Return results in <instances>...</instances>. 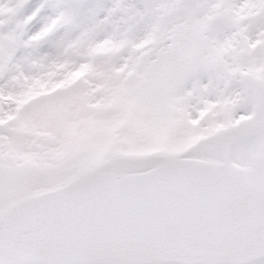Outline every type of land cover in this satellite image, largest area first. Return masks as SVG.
<instances>
[{
	"label": "snow or ice",
	"instance_id": "obj_1",
	"mask_svg": "<svg viewBox=\"0 0 264 264\" xmlns=\"http://www.w3.org/2000/svg\"><path fill=\"white\" fill-rule=\"evenodd\" d=\"M0 264H264V0H0Z\"/></svg>",
	"mask_w": 264,
	"mask_h": 264
}]
</instances>
